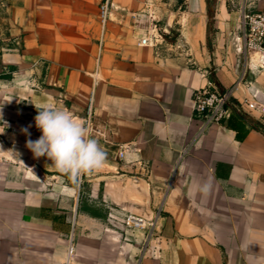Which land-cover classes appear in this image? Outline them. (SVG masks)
Segmentation results:
<instances>
[{
  "label": "crops",
  "instance_id": "1",
  "mask_svg": "<svg viewBox=\"0 0 264 264\" xmlns=\"http://www.w3.org/2000/svg\"><path fill=\"white\" fill-rule=\"evenodd\" d=\"M101 2L0 0V264H264V70L242 24L264 0H215L210 27L207 0H111L105 21ZM154 26L186 51L143 44ZM211 77L263 127L202 130ZM46 104L91 126L102 167L34 156Z\"/></svg>",
  "mask_w": 264,
  "mask_h": 264
},
{
  "label": "built area",
  "instance_id": "2",
  "mask_svg": "<svg viewBox=\"0 0 264 264\" xmlns=\"http://www.w3.org/2000/svg\"><path fill=\"white\" fill-rule=\"evenodd\" d=\"M111 0H102L100 4V16L103 21L108 17ZM243 53L248 60L256 62L260 69L264 70V10L250 12L243 14ZM143 44H150L153 46L173 45L181 48L183 52V45H180L176 34L172 32H161L157 26H154L151 32L141 40ZM194 99V117L201 121L202 130L214 124H219L228 119L233 108L245 111V107L250 109L260 108L258 104L253 103L249 99H245L238 104L232 103V91H225L221 89L212 79L206 86L197 89L193 96ZM262 117L264 118V109H262ZM112 221H117L118 217L111 214ZM122 224L133 230H145L147 234L152 235L155 227L154 221H149L144 217L136 214H127Z\"/></svg>",
  "mask_w": 264,
  "mask_h": 264
},
{
  "label": "clouds",
  "instance_id": "3",
  "mask_svg": "<svg viewBox=\"0 0 264 264\" xmlns=\"http://www.w3.org/2000/svg\"><path fill=\"white\" fill-rule=\"evenodd\" d=\"M37 109L35 126L42 134L26 142L35 157L47 156L60 172L71 176L103 166L106 153L94 138L90 125L74 119L59 106L46 104ZM29 127L21 131L30 136Z\"/></svg>",
  "mask_w": 264,
  "mask_h": 264
},
{
  "label": "trees",
  "instance_id": "4",
  "mask_svg": "<svg viewBox=\"0 0 264 264\" xmlns=\"http://www.w3.org/2000/svg\"><path fill=\"white\" fill-rule=\"evenodd\" d=\"M208 4V10H209V27L212 24L213 21V16H214V6H215V0H207ZM213 81L216 82L214 77H211ZM232 103L238 104L234 99L231 100ZM235 118L236 119V124L231 123V127L235 130L238 131L239 133V138H242V134H246L248 132V129L246 128V120H248L251 123L252 128H259L263 127L258 120L252 118L251 116H248L244 111L238 110L236 107L233 108V112L229 119Z\"/></svg>",
  "mask_w": 264,
  "mask_h": 264
},
{
  "label": "rangeland",
  "instance_id": "5",
  "mask_svg": "<svg viewBox=\"0 0 264 264\" xmlns=\"http://www.w3.org/2000/svg\"><path fill=\"white\" fill-rule=\"evenodd\" d=\"M263 123H264V122H263ZM263 123H262V124H263Z\"/></svg>",
  "mask_w": 264,
  "mask_h": 264
}]
</instances>
